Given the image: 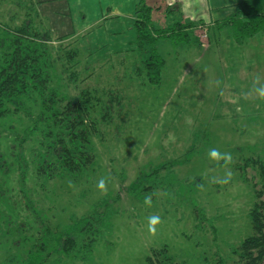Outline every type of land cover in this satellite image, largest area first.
Instances as JSON below:
<instances>
[{"label":"rangeland","instance_id":"1","mask_svg":"<svg viewBox=\"0 0 264 264\" xmlns=\"http://www.w3.org/2000/svg\"><path fill=\"white\" fill-rule=\"evenodd\" d=\"M18 1L0 0V24L21 23L28 8L19 7ZM149 2L157 28L176 21L196 23L189 42L158 40L165 59L159 84L147 74L149 46L138 48L132 28L139 1L120 27L92 24L94 16L87 20L78 12L66 22L51 14L55 8L37 5L43 26L52 30L51 45L81 49L71 61L77 62L72 68L76 84L64 71L66 50L55 53L53 85L65 96L84 88L118 91L123 104L120 113H111L109 123L99 121L92 138L96 159L83 172L66 171L56 162L39 173L48 155L42 132L31 129L33 115L0 116V264L10 255L26 254L40 229L49 225L55 232L64 231L73 218L93 210L106 211L110 218L108 236L94 248L93 264H149L146 256L152 248L163 246L176 262L221 264L223 257L225 264H233L232 250L251 232L248 213L257 176L251 166L245 173L236 165L264 157V99L256 92L264 86V36L239 43L232 29H218L220 18L199 21L181 1L159 0V6ZM90 3L82 0L80 6L90 9ZM83 10L82 15L89 14ZM35 22L41 25L37 17ZM227 33L237 47H227ZM213 149L230 154L231 160L211 158ZM162 163L168 166L158 176L152 174ZM139 176L152 181L145 192L137 185ZM101 180L105 191L98 188ZM108 199L109 207L104 205ZM31 206L43 225L34 219ZM152 216L160 218L155 235L149 232Z\"/></svg>","mask_w":264,"mask_h":264},{"label":"trees","instance_id":"2","mask_svg":"<svg viewBox=\"0 0 264 264\" xmlns=\"http://www.w3.org/2000/svg\"><path fill=\"white\" fill-rule=\"evenodd\" d=\"M29 2L30 5L27 1H18L19 7L28 8L19 25L11 27L8 23L0 24V116L20 112L30 117L33 115L31 118L34 126L31 129L42 132L41 144L46 146L48 155L39 167V173L45 174L56 162L66 171L83 172L93 165L96 159L92 138L99 129V121L109 123L112 119L111 113H120L122 96L118 91L111 94L103 88H84L75 95H62L53 85L52 72L57 58L54 55L60 53L59 49L66 50L63 68L68 73L69 82L76 84L77 71L72 68L77 62L71 64V61L81 49L78 46L70 48V44L62 47L51 45L52 30L43 26L44 17L37 8L39 2ZM152 11L153 6L141 0L136 8V19L132 28L136 32L138 48L142 51L147 50L146 46H149L150 55L145 61L147 74L152 83L159 84L165 59L158 51V40L189 42L190 28L195 27L196 23L176 21L171 26L157 28L153 24ZM36 17L41 25L35 22ZM217 23L220 30L230 27L234 39L243 43L259 33L264 35V8L256 7L250 0H241L234 14ZM57 38L61 40L64 37L58 35ZM33 99L36 105L30 103ZM40 126L42 128H39ZM49 157L53 159L50 160ZM2 163L0 161V170L4 164ZM166 166L168 165L163 163L158 165L152 174L158 176ZM236 166L245 173L246 167L251 166L257 176L253 177V180H256L253 183L255 202L248 213L251 232L232 250L233 264H264V157H250L245 160L244 165ZM243 176L244 181L250 183L247 174ZM142 177L148 179L145 174ZM136 182L145 192L144 186L152 181L150 177L149 180H143L139 176ZM118 198L119 195L112 201L115 202ZM110 202L109 199L105 200L104 205L109 207ZM30 208L34 219L43 225L37 210L33 206ZM105 213L106 211L93 210L75 217L72 219L73 223L67 225L64 231L55 232L49 225L40 229L36 242L26 254L23 253L25 257L21 254L10 255L4 264H93L94 248L108 236L110 218H106ZM167 248H152L151 255L146 256L148 263L186 264L176 262L174 257L167 253ZM220 261L225 264L223 257Z\"/></svg>","mask_w":264,"mask_h":264},{"label":"crops","instance_id":"3","mask_svg":"<svg viewBox=\"0 0 264 264\" xmlns=\"http://www.w3.org/2000/svg\"><path fill=\"white\" fill-rule=\"evenodd\" d=\"M37 1L41 3L40 7L42 6L46 8L47 6H49L52 9L55 8L54 9L55 12L53 11L51 14H53L56 18L59 19L63 17L64 20H66V22L69 20V18L72 17L73 13L75 14L78 12L79 18L85 17L88 20L89 15L94 16V21L92 22V24L94 22L102 23V24L106 23L108 25L111 23H118L119 27L122 25L125 19L127 21V19L131 17V15H133L131 14L132 8L136 7L137 5L136 3L138 1L140 2V0H86V1H91L90 4H92V6H90L89 9V7L80 6V1L82 0H37ZM145 1H147L150 4L149 0H145ZM152 1L154 2V4L155 2H158V6H159L160 4L159 0H152ZM170 1L171 3H178L177 1H181L183 4V9L184 10L187 9L190 13V16H193V18L199 21L200 19L202 20V18L204 17H208L210 18V20L214 21L215 19L216 20L219 18L223 19L234 14L236 10V6L241 0H200V4L198 0H170ZM250 1H252L256 7L261 9L264 8V0H250ZM56 8H61V9L60 10L58 9V11H56L57 10ZM85 8L86 11L89 12V14L82 15V13L80 12ZM178 9L181 12L179 6ZM86 25L87 24L84 23V26ZM211 26H213V22ZM123 27L125 29L128 28L127 25H125V23L123 24ZM113 30L114 29H112V31ZM230 31H231L230 27H226V29L224 28L222 30V32H230ZM227 36H229V33H227ZM254 37L248 39L250 40ZM227 42H230L227 45V47H229L230 45L231 48L237 47L235 46L236 41L235 42L232 41V36L231 37L229 36V41Z\"/></svg>","mask_w":264,"mask_h":264},{"label":"clouds","instance_id":"4","mask_svg":"<svg viewBox=\"0 0 264 264\" xmlns=\"http://www.w3.org/2000/svg\"><path fill=\"white\" fill-rule=\"evenodd\" d=\"M257 83H259V79H257ZM256 92L259 94V96L264 99V86L258 87L256 88ZM210 157L213 159H216L217 161L221 160V159H226L228 161L231 160V155L228 153L225 154H221L219 153L216 149H213L210 152ZM98 188L101 191H105L106 190V185H105V181L101 180L98 184ZM145 204L147 205H151V199L149 197L145 198ZM160 223V218L158 216H152L149 217V232L153 235H155L156 232V225Z\"/></svg>","mask_w":264,"mask_h":264}]
</instances>
